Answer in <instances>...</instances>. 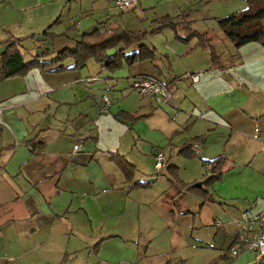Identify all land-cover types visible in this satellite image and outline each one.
Here are the masks:
<instances>
[{"label":"crops","instance_id":"1","mask_svg":"<svg viewBox=\"0 0 264 264\" xmlns=\"http://www.w3.org/2000/svg\"><path fill=\"white\" fill-rule=\"evenodd\" d=\"M115 1L0 0V57L16 42L26 65L51 63L98 30L148 32L143 45L156 53L118 69L90 61L75 70L68 60L62 72L0 79L10 127L0 138V264H253L255 254L229 251L235 221L264 211V47L238 51L230 41L228 58L217 49L227 40L209 32L224 18L218 0H140L130 10ZM165 17L206 35L217 66L198 39L184 44L171 28L151 34ZM187 74L200 75L196 89ZM143 75L171 85L174 104L134 91ZM161 151L167 168L157 172ZM220 158L224 176L208 189L204 164ZM121 162L132 166L130 180ZM175 173L196 189L181 192Z\"/></svg>","mask_w":264,"mask_h":264},{"label":"trees","instance_id":"2","mask_svg":"<svg viewBox=\"0 0 264 264\" xmlns=\"http://www.w3.org/2000/svg\"><path fill=\"white\" fill-rule=\"evenodd\" d=\"M246 3L247 8L244 11L226 18L217 19V24L225 39L231 41L238 51L251 44H259L264 47V0H246ZM154 26L155 29L151 34L161 32L166 28H171L176 33L177 40L184 44H189L192 40L198 39V46L210 52L212 66H217L219 57L211 45V41L206 35L196 33L191 23H176L174 18L165 17L157 20ZM181 32H184V34H181ZM148 34V32L134 34L127 31L102 33L98 30L90 35H84L75 51L61 53L56 61L51 63L34 62L29 65L25 64L24 56L19 50L17 43L12 42L9 43L7 51L0 57V79L8 80L18 76H25L34 70L48 71L55 67H58L55 72H62L65 71L63 65L68 60H72L75 63V70L85 68L90 61H96L104 69H118V64L122 61H125L130 66L146 61H154L156 59L155 51L149 50L143 45ZM46 35L49 34L46 33ZM135 45H140V52L126 56L124 52ZM120 46H124L125 50L118 53L115 57H110L109 52ZM201 141H204V139ZM201 141L192 143L190 148L195 149L197 147L196 145L201 143ZM192 151L196 155L194 150ZM225 163V158H220L210 163L213 167L210 175H206L203 186L212 189L215 183L221 181L224 176L223 170ZM208 164H204V167L206 168ZM120 167L126 178L130 180L134 173L132 166L121 162ZM174 176V185L181 192L196 189L195 185L189 186L182 184L176 173Z\"/></svg>","mask_w":264,"mask_h":264},{"label":"built area","instance_id":"3","mask_svg":"<svg viewBox=\"0 0 264 264\" xmlns=\"http://www.w3.org/2000/svg\"><path fill=\"white\" fill-rule=\"evenodd\" d=\"M140 0H116L115 6L120 10H130L139 6ZM186 80L192 82V87L197 88L201 80L199 74H187ZM134 91L144 97H151L159 106L174 104L173 87L161 80L151 76H139L132 84ZM112 107V101L108 96H104L100 102V113L109 114ZM4 108L0 107V138L5 130H10L8 124L4 121ZM199 147H195L194 153L198 154ZM81 151V146L76 145L74 152ZM212 164L206 166L208 175L211 173ZM167 168V158L164 151L159 152L155 158V169L162 172ZM237 228V243L230 248L232 257L237 258L245 253L256 255V261L253 264H260L264 259V211L258 216H251L249 213H243L241 218L235 221ZM222 222H216V227H222Z\"/></svg>","mask_w":264,"mask_h":264},{"label":"rangeland","instance_id":"4","mask_svg":"<svg viewBox=\"0 0 264 264\" xmlns=\"http://www.w3.org/2000/svg\"><path fill=\"white\" fill-rule=\"evenodd\" d=\"M242 1L243 0H218V4H219V12L218 13H219L220 17L226 18V17L233 15L235 13L244 11L245 8H239L240 2H242ZM231 11H233V12H231ZM209 32L212 34V36H214V39L216 38V36H218V38L224 37L222 31L220 30V28L218 26V24L213 26V30H211V27H210ZM218 42H220V43L217 45V49L219 51H223L225 53L226 57L228 58V55H229L228 51H231V48H232L230 41L225 40L224 43H222L220 40H218ZM214 44H215V42H214ZM234 50H236V49H234ZM26 53L28 54V52H26ZM26 58H27L28 62L31 61L29 56H27ZM49 60H52V58H49ZM226 60H228V59H226ZM220 183L221 182H217L216 185H219Z\"/></svg>","mask_w":264,"mask_h":264},{"label":"water","instance_id":"5","mask_svg":"<svg viewBox=\"0 0 264 264\" xmlns=\"http://www.w3.org/2000/svg\"><path fill=\"white\" fill-rule=\"evenodd\" d=\"M202 185L201 184H198L197 187H201Z\"/></svg>","mask_w":264,"mask_h":264}]
</instances>
